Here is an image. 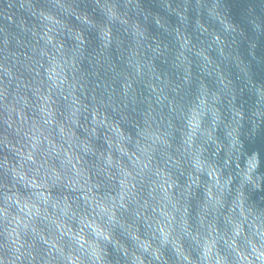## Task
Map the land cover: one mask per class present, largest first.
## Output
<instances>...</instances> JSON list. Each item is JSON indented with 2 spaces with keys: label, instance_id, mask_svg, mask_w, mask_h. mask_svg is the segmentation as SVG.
Segmentation results:
<instances>
[{
  "label": "clouds",
  "instance_id": "obj_1",
  "mask_svg": "<svg viewBox=\"0 0 264 264\" xmlns=\"http://www.w3.org/2000/svg\"><path fill=\"white\" fill-rule=\"evenodd\" d=\"M0 264H264V0H0Z\"/></svg>",
  "mask_w": 264,
  "mask_h": 264
}]
</instances>
